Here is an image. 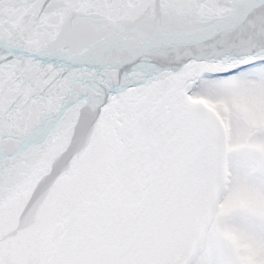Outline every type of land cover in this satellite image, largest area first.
<instances>
[{
    "label": "snow or ice",
    "instance_id": "obj_1",
    "mask_svg": "<svg viewBox=\"0 0 264 264\" xmlns=\"http://www.w3.org/2000/svg\"><path fill=\"white\" fill-rule=\"evenodd\" d=\"M0 264H264V0H0Z\"/></svg>",
    "mask_w": 264,
    "mask_h": 264
}]
</instances>
